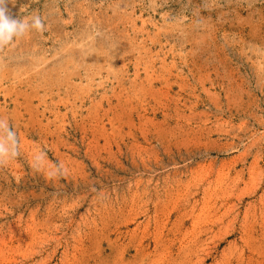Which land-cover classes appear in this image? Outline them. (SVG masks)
<instances>
[{"label": "rangeland", "instance_id": "rangeland-1", "mask_svg": "<svg viewBox=\"0 0 264 264\" xmlns=\"http://www.w3.org/2000/svg\"><path fill=\"white\" fill-rule=\"evenodd\" d=\"M6 6L0 264H264V0Z\"/></svg>", "mask_w": 264, "mask_h": 264}, {"label": "clouds", "instance_id": "clouds-1", "mask_svg": "<svg viewBox=\"0 0 264 264\" xmlns=\"http://www.w3.org/2000/svg\"><path fill=\"white\" fill-rule=\"evenodd\" d=\"M7 3L8 0H0V49L10 45L14 39L23 38L32 29L38 32L45 30V24L39 15L13 18ZM19 154L17 133L10 127L7 119L0 118V166H6Z\"/></svg>", "mask_w": 264, "mask_h": 264}]
</instances>
